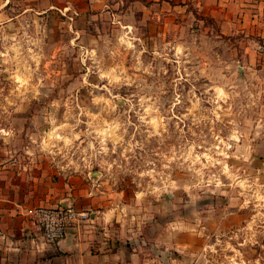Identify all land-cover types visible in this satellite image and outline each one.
<instances>
[{
    "label": "rangeland",
    "instance_id": "374dc122",
    "mask_svg": "<svg viewBox=\"0 0 264 264\" xmlns=\"http://www.w3.org/2000/svg\"><path fill=\"white\" fill-rule=\"evenodd\" d=\"M67 2L0 0V150L152 204V264H264V35L246 7Z\"/></svg>",
    "mask_w": 264,
    "mask_h": 264
},
{
    "label": "crops",
    "instance_id": "0c3cea01",
    "mask_svg": "<svg viewBox=\"0 0 264 264\" xmlns=\"http://www.w3.org/2000/svg\"><path fill=\"white\" fill-rule=\"evenodd\" d=\"M235 1L246 7L235 16L264 35V0H225V8ZM89 3L80 10L92 8ZM7 151L0 150V264H152L157 252L162 260L164 222L154 220L152 204L133 206L125 192L109 190L90 172L61 175L46 163L26 165L19 157L8 158ZM56 205L73 206L88 218L59 243L48 244L35 233L32 215L39 207ZM156 205L164 211L163 203ZM153 237L161 242L159 251Z\"/></svg>",
    "mask_w": 264,
    "mask_h": 264
},
{
    "label": "built area",
    "instance_id": "2783aa9c",
    "mask_svg": "<svg viewBox=\"0 0 264 264\" xmlns=\"http://www.w3.org/2000/svg\"><path fill=\"white\" fill-rule=\"evenodd\" d=\"M87 218L86 213L76 210L73 206L62 205L42 206L32 215L35 233L48 244L59 243L65 238L69 229L80 225Z\"/></svg>",
    "mask_w": 264,
    "mask_h": 264
},
{
    "label": "water",
    "instance_id": "95a60500",
    "mask_svg": "<svg viewBox=\"0 0 264 264\" xmlns=\"http://www.w3.org/2000/svg\"><path fill=\"white\" fill-rule=\"evenodd\" d=\"M62 206H64V207H68L69 205H62Z\"/></svg>",
    "mask_w": 264,
    "mask_h": 264
}]
</instances>
